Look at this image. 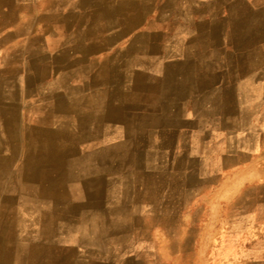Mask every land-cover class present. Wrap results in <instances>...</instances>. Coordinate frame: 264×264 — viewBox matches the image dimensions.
<instances>
[{"label": "rangeland", "instance_id": "rangeland-1", "mask_svg": "<svg viewBox=\"0 0 264 264\" xmlns=\"http://www.w3.org/2000/svg\"><path fill=\"white\" fill-rule=\"evenodd\" d=\"M104 1L0 0V87L39 149L94 165L64 198L101 244L121 217L159 255L126 264L215 262L241 236L210 214L264 184V0Z\"/></svg>", "mask_w": 264, "mask_h": 264}, {"label": "crops", "instance_id": "crops-1", "mask_svg": "<svg viewBox=\"0 0 264 264\" xmlns=\"http://www.w3.org/2000/svg\"><path fill=\"white\" fill-rule=\"evenodd\" d=\"M11 82L10 77H0V84ZM8 85V89L0 87V264H126L128 257L134 262L158 258V253L144 246L129 253L126 218L114 219L115 224L119 221L116 230L106 229L111 244L105 245L100 243L105 229L94 215L75 216L77 206L64 195L80 186L81 174L94 165L39 149L41 141L31 137L24 119L27 109H17L16 89ZM53 129L56 137L51 143L62 145L64 132L58 121ZM33 144L38 148H32ZM109 174L108 189L115 176ZM251 190L243 211L232 208L228 216L222 204L221 216L218 208L216 216L210 214L208 224L221 225L218 232L241 237L231 248L222 245L215 262L208 261L207 252L206 264H264V211L259 209L264 207V184ZM245 196L236 199L239 205L246 203ZM104 207L111 210L110 205ZM225 222L232 223V229L221 230Z\"/></svg>", "mask_w": 264, "mask_h": 264}, {"label": "bare ground", "instance_id": "bare-ground-1", "mask_svg": "<svg viewBox=\"0 0 264 264\" xmlns=\"http://www.w3.org/2000/svg\"><path fill=\"white\" fill-rule=\"evenodd\" d=\"M106 4H107V7H108V0H105L104 1V3L103 4H101V5H98V9L97 10H101L103 7H105L106 6ZM110 8V7H109ZM119 8H120V6H119ZM110 10L113 12V13H115V14H117V13H120L121 11H122V9H118V8H114V9H111L110 8ZM124 10V9H123ZM106 13H104L103 14V16H105V17H107L109 14H110V12L111 11H109V9L107 8L106 9Z\"/></svg>", "mask_w": 264, "mask_h": 264}]
</instances>
